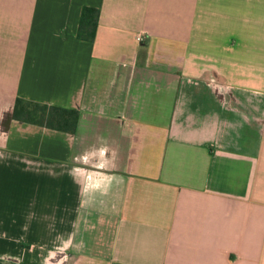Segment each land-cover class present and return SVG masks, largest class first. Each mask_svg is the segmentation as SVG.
<instances>
[{"label": "crops", "instance_id": "crops-1", "mask_svg": "<svg viewBox=\"0 0 264 264\" xmlns=\"http://www.w3.org/2000/svg\"><path fill=\"white\" fill-rule=\"evenodd\" d=\"M0 264H264V0H0Z\"/></svg>", "mask_w": 264, "mask_h": 264}, {"label": "trees", "instance_id": "trees-1", "mask_svg": "<svg viewBox=\"0 0 264 264\" xmlns=\"http://www.w3.org/2000/svg\"><path fill=\"white\" fill-rule=\"evenodd\" d=\"M98 17L97 7L84 5L80 13L77 36L92 41L95 38ZM12 116L21 121L73 133L77 127L79 111L76 108L49 105L16 97Z\"/></svg>", "mask_w": 264, "mask_h": 264}, {"label": "rangeland", "instance_id": "rangeland-1", "mask_svg": "<svg viewBox=\"0 0 264 264\" xmlns=\"http://www.w3.org/2000/svg\"><path fill=\"white\" fill-rule=\"evenodd\" d=\"M137 39H138V40H141V39H142V35H141V34H138V35H137Z\"/></svg>", "mask_w": 264, "mask_h": 264}]
</instances>
